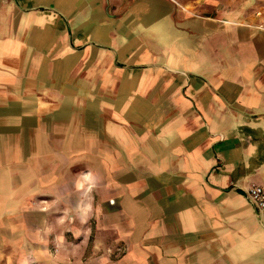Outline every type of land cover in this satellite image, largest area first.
Here are the masks:
<instances>
[{"label":"crops","instance_id":"crops-1","mask_svg":"<svg viewBox=\"0 0 264 264\" xmlns=\"http://www.w3.org/2000/svg\"><path fill=\"white\" fill-rule=\"evenodd\" d=\"M263 18L0 0V264H264Z\"/></svg>","mask_w":264,"mask_h":264},{"label":"built area","instance_id":"built-area-1","mask_svg":"<svg viewBox=\"0 0 264 264\" xmlns=\"http://www.w3.org/2000/svg\"><path fill=\"white\" fill-rule=\"evenodd\" d=\"M257 15H262L257 12ZM264 28V18L261 25L258 26V29ZM245 196L249 202L255 207V209L260 214L262 222L264 224V186L261 185H252L247 190H245Z\"/></svg>","mask_w":264,"mask_h":264},{"label":"rangeland","instance_id":"rangeland-1","mask_svg":"<svg viewBox=\"0 0 264 264\" xmlns=\"http://www.w3.org/2000/svg\"><path fill=\"white\" fill-rule=\"evenodd\" d=\"M9 249V251H12L13 249L12 248H8ZM49 249V251H50V253H52V254H54L55 253V248H52V247H50V248H48ZM77 249V248H76ZM79 250H80V252L83 250L82 248H79ZM76 256H77V254H76Z\"/></svg>","mask_w":264,"mask_h":264}]
</instances>
